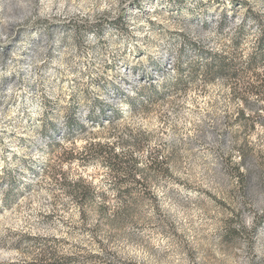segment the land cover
<instances>
[{"label": "rangeland", "instance_id": "rangeland-1", "mask_svg": "<svg viewBox=\"0 0 264 264\" xmlns=\"http://www.w3.org/2000/svg\"><path fill=\"white\" fill-rule=\"evenodd\" d=\"M263 31L264 0H0V264H264Z\"/></svg>", "mask_w": 264, "mask_h": 264}, {"label": "trees", "instance_id": "trees-1", "mask_svg": "<svg viewBox=\"0 0 264 264\" xmlns=\"http://www.w3.org/2000/svg\"><path fill=\"white\" fill-rule=\"evenodd\" d=\"M225 17V16H224ZM125 22V17L124 15H122V17L115 19L114 21H111L110 24L115 26L117 30L121 31L120 29L122 28V24H124ZM101 23H98L97 26H100ZM122 32V31H121ZM258 45H259V49H264V31L262 33V35L260 36L259 40H258ZM251 61L253 63H257V62H263L264 63V53H262L260 56L258 57H252ZM230 64L231 62H229L226 57H224L223 54H221V74H232L234 78H237L239 73H237V71H235V69H233V73L230 71ZM177 76L174 78L173 81H170L169 83H167V85H165L164 87V93L161 94H157V95H162V94H166L167 92L173 90V89H182L184 86V77L183 75H181V67L177 66ZM231 78V77H229ZM261 84L260 86L257 87H253V85L250 86H246L245 87V94L246 95H250V94H255L258 95L260 97L261 94V90H264V85ZM264 99V98H262ZM101 144H99L100 146ZM123 155V154H122ZM98 158H103L101 159L102 162L104 164L107 165V167L109 168V170L111 171V174L113 175V177L115 178L114 184L118 185L121 181V177L124 176L125 178H131L132 177V172L133 170H130V168L126 165L125 161H123V157H120L121 154L120 153H116L114 154V156H104V155H97ZM119 157V158H118ZM87 179H84L83 177H79L78 180L76 182L73 183V190H74V194L77 198L80 199H84L85 197L88 196H95L96 193V187L93 186V182L92 181H88ZM88 183V184H86ZM45 255V256H44ZM38 260V259H37ZM50 260V261H47ZM40 264H55L52 261V256L49 257L46 254H42V257L39 258V262Z\"/></svg>", "mask_w": 264, "mask_h": 264}]
</instances>
